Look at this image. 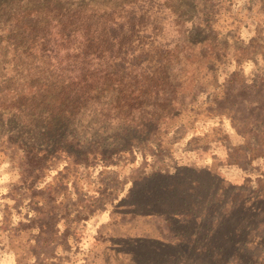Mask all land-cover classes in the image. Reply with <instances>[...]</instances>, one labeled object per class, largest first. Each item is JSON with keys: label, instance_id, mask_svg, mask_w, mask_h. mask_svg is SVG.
Returning <instances> with one entry per match:
<instances>
[{"label": "rangeland", "instance_id": "374dc122", "mask_svg": "<svg viewBox=\"0 0 264 264\" xmlns=\"http://www.w3.org/2000/svg\"><path fill=\"white\" fill-rule=\"evenodd\" d=\"M130 2L170 68L40 77L43 31H107ZM180 200L193 216L147 213ZM257 244L264 0H0V264H254Z\"/></svg>", "mask_w": 264, "mask_h": 264}, {"label": "trees", "instance_id": "16d2710c", "mask_svg": "<svg viewBox=\"0 0 264 264\" xmlns=\"http://www.w3.org/2000/svg\"><path fill=\"white\" fill-rule=\"evenodd\" d=\"M111 11L112 14H115V19H109L107 31H43L42 52L44 55L47 54L44 57L53 65L47 68V71L41 70L40 77L45 80L47 78L61 80V83L71 84L74 87L84 84L87 78H91L90 74L94 66L100 75L103 73L100 69L107 66L117 72L118 70L121 71V74L127 78H150L153 81V77L157 76L161 69H168L169 66L173 65V50L158 51L155 48L153 56L144 47L150 39L149 48L153 47L157 37L154 35L153 40L152 38L148 40L142 38V34L147 33L144 31L145 27L142 26L144 19L142 7L136 2H130L124 6V16L121 17H119L120 12H116L114 9ZM78 17L83 18L81 22L85 21L84 15ZM65 18H72V16ZM153 59L156 63H153ZM143 64L150 66V68L155 64V71H152L151 76L145 77L141 67ZM157 100L163 99L157 98ZM167 100L165 98L163 101L167 102ZM178 174L180 175L179 172L176 175ZM133 189L130 193L133 192ZM188 193L191 194L190 199H192L195 195V189L190 188ZM179 203V207L147 209L150 210L147 213H151L154 217H160L167 223L176 219L177 216L184 218L194 215L192 201L180 200ZM138 213L143 214L145 212L138 211ZM262 247L264 248V245L257 244V253L262 254L264 252V249L261 250ZM254 264H264V261L256 260Z\"/></svg>", "mask_w": 264, "mask_h": 264}]
</instances>
